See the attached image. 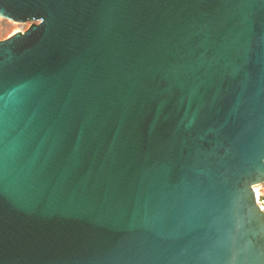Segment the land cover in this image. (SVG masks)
<instances>
[{"label": "water", "instance_id": "obj_1", "mask_svg": "<svg viewBox=\"0 0 264 264\" xmlns=\"http://www.w3.org/2000/svg\"><path fill=\"white\" fill-rule=\"evenodd\" d=\"M0 19V264H264V0Z\"/></svg>", "mask_w": 264, "mask_h": 264}, {"label": "rangeland", "instance_id": "obj_2", "mask_svg": "<svg viewBox=\"0 0 264 264\" xmlns=\"http://www.w3.org/2000/svg\"><path fill=\"white\" fill-rule=\"evenodd\" d=\"M30 25V23L18 24L0 19V42L5 41L16 33L25 32L30 27Z\"/></svg>", "mask_w": 264, "mask_h": 264}, {"label": "built area", "instance_id": "obj_3", "mask_svg": "<svg viewBox=\"0 0 264 264\" xmlns=\"http://www.w3.org/2000/svg\"><path fill=\"white\" fill-rule=\"evenodd\" d=\"M256 205L264 213V183L252 187Z\"/></svg>", "mask_w": 264, "mask_h": 264}]
</instances>
